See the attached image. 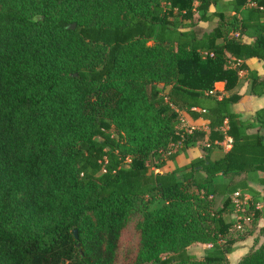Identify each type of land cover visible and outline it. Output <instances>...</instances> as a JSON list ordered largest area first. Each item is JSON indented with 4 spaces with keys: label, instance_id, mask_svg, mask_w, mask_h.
I'll list each match as a JSON object with an SVG mask.
<instances>
[{
    "label": "trees",
    "instance_id": "obj_1",
    "mask_svg": "<svg viewBox=\"0 0 264 264\" xmlns=\"http://www.w3.org/2000/svg\"><path fill=\"white\" fill-rule=\"evenodd\" d=\"M218 1L0 0V264H229L253 232L226 240L231 194L264 202L248 185L264 186V107L242 119L241 96L214 85L232 90L243 70L264 96L243 63L264 61V0H234L233 15L210 12ZM184 113L208 131L181 127ZM205 137L201 157L155 171ZM258 229L235 264H264ZM193 243L211 245L199 259Z\"/></svg>",
    "mask_w": 264,
    "mask_h": 264
},
{
    "label": "crops",
    "instance_id": "obj_2",
    "mask_svg": "<svg viewBox=\"0 0 264 264\" xmlns=\"http://www.w3.org/2000/svg\"><path fill=\"white\" fill-rule=\"evenodd\" d=\"M234 0H219L217 4H211L209 6L210 12L221 11L226 15L235 14L234 6L232 5ZM255 3L250 1L245 6H243L240 12L237 13L240 18L241 15L247 16L252 13V10H249L251 7H254ZM261 7V6H260ZM197 17V15H195ZM197 26L202 28L204 31H210L216 26V20L214 21H197ZM185 30V29H182ZM254 30L250 29L248 34L242 35V40L245 43H251L254 41ZM237 32H231L230 35H237ZM243 63L250 69L257 72L258 75L264 77V61L256 57H251L243 61ZM224 82H216L214 85V90L217 92L219 97L229 96L232 93H236L241 96V98L233 104L232 109L234 112L238 113L242 119H252L255 112L264 107V96H257L249 93V80L245 77V72L239 75V80L237 85L232 90H225ZM185 118V125L188 127H200L208 131L207 123L208 121L202 118L192 119L187 114H183ZM256 129H250L249 132H254ZM227 141L225 140L222 143L224 149H228L226 146ZM208 145L207 137L202 141H197L194 144L187 146L185 152L178 154L174 160H167L165 164L155 169L156 172L166 173L172 171L176 166H184L189 163L191 159L201 157L204 153L203 147ZM245 175H241V178ZM240 178V177H239ZM249 187L256 191L259 195H263L264 186L248 181ZM252 235H247L243 239L237 241L234 244V250L227 255V258L230 262L235 264L244 254L250 249L249 239ZM252 245V244H251Z\"/></svg>",
    "mask_w": 264,
    "mask_h": 264
},
{
    "label": "rangeland",
    "instance_id": "obj_3",
    "mask_svg": "<svg viewBox=\"0 0 264 264\" xmlns=\"http://www.w3.org/2000/svg\"><path fill=\"white\" fill-rule=\"evenodd\" d=\"M236 179H239V177L238 178H236ZM248 193V192H247ZM263 195H264V189H263ZM251 195V194H250ZM252 204H254V202H253V198H252ZM211 203H212V207H213V209H218V208H220L221 207V205H222V197L220 196V195H214V196H212L211 197ZM251 204V207H250V211H252L254 208H253V205ZM259 204L260 205H262V206H264V202H262V201H260L259 202ZM223 217H224V219L226 220V221H229L231 218V214L230 213H228V212H226V213H224V215H223ZM254 222H255V220H253ZM254 222H252V223H250L249 225H247V226H245L242 230H235V229H231L230 231H229V234L228 235H226V240H229V239H232V238H238V237H241V236H243L245 233H247V232H249L248 230H252L253 232H252V234H250V235H252L251 236V238L249 239V245H250V249H252L253 247H256V246H258L261 242H262V240H263V238H262V236H260L259 235V226L260 225H263L264 224V219H258V221H257V223H256V227H254L253 228V225H254ZM132 235L131 234H126V235H124L123 237H122V243H121V247H122V249L124 248V246L129 242H131L132 241ZM221 243H223L224 241H225V239H223V238H219L218 239ZM237 241H235V243H236ZM128 243V244H129ZM234 243V244H235ZM252 244V245H251ZM210 245L211 244H209V243H193V244H191L190 246H188V248H187V251L189 252V253H192V254H194L197 258H199V259H201V258H203L204 257V255H205V253H206V251H207V249H209V247H210ZM235 247V246H234ZM229 264H233L232 262H230L229 261Z\"/></svg>",
    "mask_w": 264,
    "mask_h": 264
},
{
    "label": "built area",
    "instance_id": "obj_4",
    "mask_svg": "<svg viewBox=\"0 0 264 264\" xmlns=\"http://www.w3.org/2000/svg\"><path fill=\"white\" fill-rule=\"evenodd\" d=\"M241 63H242L241 60H235L232 58L229 60L230 67H238ZM243 72H244L243 70L238 71L239 75L242 74ZM180 123H181V127H183L188 131H191L192 129L195 128V127H188L185 125V118L183 115L180 119ZM229 140L230 139H226L227 141L226 146L228 148H229ZM251 201H252V196L249 193H244L239 189H237L231 194V202L234 207L231 216L234 219L235 229L240 230L243 229L245 225L250 224L254 215V211L263 208V206L260 205L259 202L252 204ZM251 204L253 205L254 208L252 211H250Z\"/></svg>",
    "mask_w": 264,
    "mask_h": 264
},
{
    "label": "water",
    "instance_id": "obj_5",
    "mask_svg": "<svg viewBox=\"0 0 264 264\" xmlns=\"http://www.w3.org/2000/svg\"><path fill=\"white\" fill-rule=\"evenodd\" d=\"M74 27H75V23H72L69 25V28H74ZM168 90H169V86L167 87L166 91H168ZM73 233H74L75 238H77L76 230H74Z\"/></svg>",
    "mask_w": 264,
    "mask_h": 264
}]
</instances>
